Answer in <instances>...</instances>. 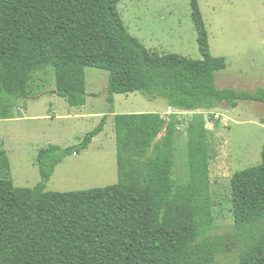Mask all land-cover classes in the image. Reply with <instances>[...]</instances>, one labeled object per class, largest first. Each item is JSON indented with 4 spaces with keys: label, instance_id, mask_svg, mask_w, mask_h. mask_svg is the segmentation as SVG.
<instances>
[{
    "label": "trees",
    "instance_id": "1",
    "mask_svg": "<svg viewBox=\"0 0 264 264\" xmlns=\"http://www.w3.org/2000/svg\"><path fill=\"white\" fill-rule=\"evenodd\" d=\"M120 2L0 0V118L14 117L20 99L42 94L51 70L57 94L85 105L89 66L109 71L112 104L115 94L136 91L190 111L264 102V87L217 86L226 58L212 54L199 0L190 4L201 59L152 52L128 30ZM114 120L119 181L105 187L46 189L66 157L90 147L106 117L74 145L40 148L34 187L15 185L0 149V264H215L221 247L210 236L208 115L197 114L189 128L190 176L180 184L173 178L176 119L131 112ZM231 189L234 264H264V145L261 163L237 171Z\"/></svg>",
    "mask_w": 264,
    "mask_h": 264
},
{
    "label": "rangeland",
    "instance_id": "2",
    "mask_svg": "<svg viewBox=\"0 0 264 264\" xmlns=\"http://www.w3.org/2000/svg\"><path fill=\"white\" fill-rule=\"evenodd\" d=\"M199 2L212 54L226 58V68L216 74L217 86L247 91L264 87V0ZM118 10L128 30L152 52L202 58L190 0H121ZM86 79L90 95L85 105L71 106L57 94L56 76L51 70L42 94L20 99L14 117L0 118V149L7 150L15 185L34 187L41 181L37 161L40 148L50 143L74 145L104 117V130L88 149L66 157L56 167L46 189L67 192L117 183L114 117L131 112H159L179 122L174 138L173 178L177 184L185 183L190 176L189 128L197 114L205 113L210 119L205 126L214 204L210 236L221 247L215 264H234L238 248L232 236L231 179L237 171L262 161L264 102L244 100L236 107L224 102L214 109L190 111L171 107L165 98H150L136 91L115 94L112 104L107 99L108 70L86 67Z\"/></svg>",
    "mask_w": 264,
    "mask_h": 264
}]
</instances>
